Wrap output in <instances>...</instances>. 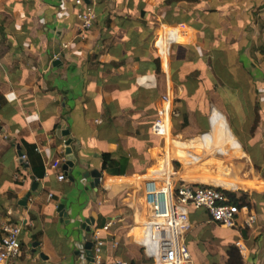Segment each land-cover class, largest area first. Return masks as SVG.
<instances>
[{
    "label": "crops",
    "instance_id": "obj_1",
    "mask_svg": "<svg viewBox=\"0 0 264 264\" xmlns=\"http://www.w3.org/2000/svg\"><path fill=\"white\" fill-rule=\"evenodd\" d=\"M76 1L0 0V242L6 223L22 224L10 264H88L90 218L104 260L151 264L142 243L152 179L221 187L239 199L241 224L256 216L228 228L191 209L197 264H235L233 247L242 264H264V0ZM88 6L96 17L85 29L77 13ZM159 116L164 135L152 129ZM123 160L124 174L109 172ZM93 169L98 186L84 177Z\"/></svg>",
    "mask_w": 264,
    "mask_h": 264
},
{
    "label": "built area",
    "instance_id": "obj_2",
    "mask_svg": "<svg viewBox=\"0 0 264 264\" xmlns=\"http://www.w3.org/2000/svg\"><path fill=\"white\" fill-rule=\"evenodd\" d=\"M95 1V0H93ZM82 5L83 0H77ZM77 17L82 21L83 28L89 29L95 21L96 13L91 6L79 10ZM167 45H174L180 35L168 31L163 35ZM168 100V97H164ZM177 117V110L171 111ZM153 131L158 135L166 132L165 122L159 116L152 124ZM22 158L27 161L26 155ZM62 161L52 165L58 168ZM59 179H65L61 173ZM144 198L149 208V216L144 223L145 236L142 243L143 251L151 259V264H197L187 245V232L191 228L190 210L204 208L208 211L212 222L228 228L252 226L256 216L250 215L244 224L239 221L243 210L239 205L229 201L224 189L209 184H195L186 181L175 182L172 179H152L146 182ZM112 222L103 229L108 230ZM22 224L8 222L3 226L0 242V264L14 263L21 255ZM105 239L100 236L99 229L93 233V260L88 264H131L127 260L116 259L106 261L103 258Z\"/></svg>",
    "mask_w": 264,
    "mask_h": 264
},
{
    "label": "water",
    "instance_id": "obj_3",
    "mask_svg": "<svg viewBox=\"0 0 264 264\" xmlns=\"http://www.w3.org/2000/svg\"><path fill=\"white\" fill-rule=\"evenodd\" d=\"M63 135L64 136H69V139L66 141V145H67V149H66V154H67V161L66 163L63 165V168L66 170V174L69 176L70 180H74V177L72 175H70V172L72 171V169L75 167V164L77 162V159L75 157V154L73 153V150L71 148V144L73 142V137H71V133L69 129H66L63 131ZM20 155H22V152L20 151ZM92 176L94 178L93 184L98 186L100 179L102 177V172L98 169H93L91 171H87L84 174V177L87 178L88 176ZM63 209V205L60 206L59 210L61 211ZM64 215V213L62 214ZM94 223V218H90L86 221L85 223V228L87 229L88 233V241L86 243V253L88 256V259L90 261L93 260V253H92V247H93V233L91 231V224Z\"/></svg>",
    "mask_w": 264,
    "mask_h": 264
},
{
    "label": "trees",
    "instance_id": "obj_4",
    "mask_svg": "<svg viewBox=\"0 0 264 264\" xmlns=\"http://www.w3.org/2000/svg\"><path fill=\"white\" fill-rule=\"evenodd\" d=\"M27 148H28V157L30 159V162L32 164V168H33V171L36 175H43L44 173V167H43V164H42V161H41V158L38 154V152L36 151L35 147L33 145H29L27 144ZM103 159H104V162H105V165L108 164H114V161L111 160L110 158V154L109 153H103ZM117 170H109V172H111L112 174H119V175H122L126 172V167H127V161L126 160H123L122 162L120 163H117ZM227 195L229 197V201L232 202V203H235L239 206H241V204L239 203V199H237L233 194L227 192ZM230 255H231V262L233 261L235 264H242V261L240 259V255H239V251L237 248L233 247L230 251ZM147 261H151V259H149L147 257Z\"/></svg>",
    "mask_w": 264,
    "mask_h": 264
}]
</instances>
